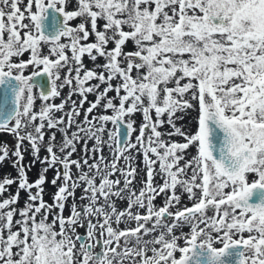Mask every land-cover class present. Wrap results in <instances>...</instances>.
<instances>
[{"label":"snow or ice","instance_id":"snow-or-ice-1","mask_svg":"<svg viewBox=\"0 0 264 264\" xmlns=\"http://www.w3.org/2000/svg\"><path fill=\"white\" fill-rule=\"evenodd\" d=\"M0 132V264H264V0H0Z\"/></svg>","mask_w":264,"mask_h":264},{"label":"rangeland","instance_id":"rangeland-1","mask_svg":"<svg viewBox=\"0 0 264 264\" xmlns=\"http://www.w3.org/2000/svg\"><path fill=\"white\" fill-rule=\"evenodd\" d=\"M26 3V0H25ZM21 8L23 9V5H21ZM79 21H74L73 23H78ZM91 39V38H90ZM111 47V45L109 46ZM25 59H27V54L24 57ZM104 61L102 59H99L97 61V63H103ZM84 63L91 68L93 65L90 62V60L85 57ZM91 83H96V81H92ZM103 87V86H102ZM69 92V89L67 87H65L64 89L61 90V97L60 98H56L53 102L55 104H60L61 103V99L67 97ZM34 94H36L37 96L39 95V91L38 89H34ZM109 95H115V93H109ZM88 101H94L95 100V96L93 94H89L87 97ZM72 100L77 101V103H79L80 97L77 95L72 96ZM41 103V101L39 99H37V107L39 106V104ZM89 107V104L87 102L84 103L83 108L80 110L81 111V115L78 118V120H83V114H84V110H86ZM70 108V104L66 105V110H68ZM98 111V110H97ZM95 114V112L93 113ZM61 113L57 112L56 116H60ZM137 124L140 123L141 121V116L138 114L135 117ZM65 121L67 122V117H65ZM109 127L111 128L112 126L109 125ZM74 130V129H73ZM52 131H55V129H53ZM50 133H46L45 135V141H47L48 139V135ZM61 139L60 134L57 133V141H59ZM0 142L2 143H6L9 148H10V157H11V151L14 150V146H15V141L12 137L11 134L6 133V132H0ZM92 146V142L89 141V147ZM77 147V153H75L73 155V159L78 158V156L81 154L82 151V142L76 145ZM27 148V151H24V149ZM21 151L24 153V160L22 161V164L25 166V170L27 172V178L29 182H33L35 181V179L37 178L38 172H40L42 170V168L44 167V165H42L40 162H36L34 167H31V169H28V165L32 162V156H31V149L30 147H28L27 141L24 142V144L21 147ZM195 150L194 149H190L189 150V154H194ZM40 157H44L46 155V153L42 150L39 153ZM105 155H107V150L105 149ZM15 157H11L10 159H6L3 162H0V179H3L6 175L9 176V178H17V169L13 167V161L15 160ZM73 171H75V168H73ZM55 175V172L53 170H49L46 174L47 176V180L48 183H45V185L43 186L45 191H44V195H43V199L44 201H46L47 203L51 204L52 203V193H54L57 189L55 187H53L50 184L51 179L53 178V176ZM137 179H139V177H137ZM7 187V191L3 193V195H0V201H2L3 199L8 198L10 195H14L17 192V187H18V183H14L12 185L6 186ZM137 187H139V185H137ZM33 192H35V189L32 190ZM81 195V192L79 189H77L76 192V196L77 198ZM27 200V193L23 190H21L19 192V202L18 204L14 205V207L17 208H22L25 204ZM71 202V198L69 200V203ZM184 203H187V199L186 197L183 198ZM77 203H80V201L77 199ZM161 203V200L159 198H157L156 200V204L159 205ZM121 208L124 207L123 204L119 205ZM69 212L68 209L66 208L64 211V216H68ZM84 229L81 228L79 229V232L81 234L84 233ZM185 232L188 231L187 228L184 229Z\"/></svg>","mask_w":264,"mask_h":264},{"label":"flooded vegetation","instance_id":"flooded-vegetation-1","mask_svg":"<svg viewBox=\"0 0 264 264\" xmlns=\"http://www.w3.org/2000/svg\"><path fill=\"white\" fill-rule=\"evenodd\" d=\"M222 245L217 244L216 247H221Z\"/></svg>","mask_w":264,"mask_h":264},{"label":"water","instance_id":"water-1","mask_svg":"<svg viewBox=\"0 0 264 264\" xmlns=\"http://www.w3.org/2000/svg\"><path fill=\"white\" fill-rule=\"evenodd\" d=\"M38 91H40V89H38Z\"/></svg>","mask_w":264,"mask_h":264}]
</instances>
